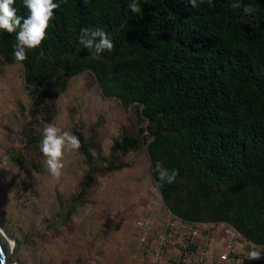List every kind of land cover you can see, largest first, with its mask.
I'll list each match as a JSON object with an SVG mask.
<instances>
[{"label": "trees", "instance_id": "trees-1", "mask_svg": "<svg viewBox=\"0 0 264 264\" xmlns=\"http://www.w3.org/2000/svg\"><path fill=\"white\" fill-rule=\"evenodd\" d=\"M53 2L46 39L25 61L13 55L16 33L0 29V57L22 65L37 91L32 115L50 113L69 79L90 70L106 96L141 105L148 172L165 206L264 245V0H137L139 13L132 0ZM13 7L30 15L24 0ZM84 28H102L113 50L94 56L80 43ZM139 145L126 136L112 156ZM157 162L179 171L174 183L161 186Z\"/></svg>", "mask_w": 264, "mask_h": 264}, {"label": "rangeland", "instance_id": "rangeland-1", "mask_svg": "<svg viewBox=\"0 0 264 264\" xmlns=\"http://www.w3.org/2000/svg\"><path fill=\"white\" fill-rule=\"evenodd\" d=\"M36 98L22 65L0 57V165L8 158L0 166V233L11 246L8 262L145 264L132 256L135 222L161 195L148 172L141 105L106 96L90 70L69 79L50 113L32 115ZM50 123L81 141L66 154L59 180L41 152ZM126 136L139 147L114 158L113 146Z\"/></svg>", "mask_w": 264, "mask_h": 264}, {"label": "built area", "instance_id": "built-area-1", "mask_svg": "<svg viewBox=\"0 0 264 264\" xmlns=\"http://www.w3.org/2000/svg\"><path fill=\"white\" fill-rule=\"evenodd\" d=\"M138 229L133 258L145 264H264L247 260L251 244L225 222L187 221L156 198L135 222ZM226 257V258H225Z\"/></svg>", "mask_w": 264, "mask_h": 264}, {"label": "clouds", "instance_id": "clouds-1", "mask_svg": "<svg viewBox=\"0 0 264 264\" xmlns=\"http://www.w3.org/2000/svg\"><path fill=\"white\" fill-rule=\"evenodd\" d=\"M14 3L15 0H0V29L6 30L8 33H16L17 43L13 45V55L17 62H23L27 59L26 49H35L46 39V31L50 21L54 18V10L58 9L60 5L54 3L53 0H24V6L30 12V15L24 18L17 16L16 9L13 7ZM190 3L193 8L198 6L197 0H190ZM128 7L132 13L141 11L137 0H132ZM232 7H241L239 0ZM243 10L245 14L255 11L251 6H244ZM17 29H19L18 32ZM80 43L94 56H99L105 51L110 52L114 48L112 38L102 28L81 29ZM80 147V139L71 131L63 130L60 126L51 123L43 129L41 152L45 158L44 165L51 177L59 180L65 167L66 154L77 151ZM0 166L7 168V156L3 157V165ZM154 170L158 174L161 186L163 183H174L179 175L177 169H166L161 162L156 163ZM2 254V250H0V255ZM245 256L249 261L264 259V245L251 244L250 250L245 253Z\"/></svg>", "mask_w": 264, "mask_h": 264}, {"label": "water", "instance_id": "water-1", "mask_svg": "<svg viewBox=\"0 0 264 264\" xmlns=\"http://www.w3.org/2000/svg\"><path fill=\"white\" fill-rule=\"evenodd\" d=\"M8 240L0 233V250H2V255H0V262L2 264H10L8 262L7 256L10 254V247L8 245Z\"/></svg>", "mask_w": 264, "mask_h": 264}, {"label": "bare ground", "instance_id": "bare-ground-1", "mask_svg": "<svg viewBox=\"0 0 264 264\" xmlns=\"http://www.w3.org/2000/svg\"><path fill=\"white\" fill-rule=\"evenodd\" d=\"M8 245H9V247H10V249H11L10 243H8Z\"/></svg>", "mask_w": 264, "mask_h": 264}, {"label": "crops", "instance_id": "crops-1", "mask_svg": "<svg viewBox=\"0 0 264 264\" xmlns=\"http://www.w3.org/2000/svg\"><path fill=\"white\" fill-rule=\"evenodd\" d=\"M149 204V203H148ZM146 206H147V204H146ZM135 261H137L136 259H135ZM138 262V261H137ZM139 263V262H138Z\"/></svg>", "mask_w": 264, "mask_h": 264}]
</instances>
